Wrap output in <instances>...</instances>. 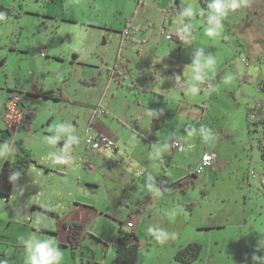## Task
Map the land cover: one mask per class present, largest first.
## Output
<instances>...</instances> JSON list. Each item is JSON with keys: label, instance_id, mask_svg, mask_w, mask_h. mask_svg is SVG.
I'll return each mask as SVG.
<instances>
[{"label": "rangeland", "instance_id": "obj_1", "mask_svg": "<svg viewBox=\"0 0 264 264\" xmlns=\"http://www.w3.org/2000/svg\"><path fill=\"white\" fill-rule=\"evenodd\" d=\"M203 1L206 7L201 0H0V134L11 90L20 89L23 103L37 112L31 129L16 134L37 163L16 178L9 197L0 195V232L26 243L23 264H33L41 245L49 252V264L58 263L61 252L69 264H89L86 246L97 256L91 264H112L115 251L107 243L132 230L142 240L139 264H179L175 254L189 242L204 245L194 264L207 263L206 257H210L207 264H264V167L258 146L260 139L264 142V126L256 122L258 117H247L250 107L264 102V52L247 53L228 31L225 39L214 36L225 28L218 11L228 0ZM127 20L136 33L126 34L132 29L126 28ZM163 25L166 33H161ZM182 29L186 32L181 61L201 67V50L210 47L221 48L229 61L219 69L223 80L217 81V73L210 77L213 88L205 84L202 88L197 79L185 90L188 100L208 108L201 132L197 124L160 132L156 148L161 156L150 154V173L153 184L159 181L164 189L160 197L148 199L150 190L133 183L139 164L129 158V154L141 155V150L128 146L135 140L133 90L146 88L141 95H152L156 81L152 76L172 59V51L177 59L175 49L180 44L166 34L178 35ZM109 65L124 81L121 88L115 75L110 77ZM187 68L188 75L192 69ZM202 74L205 80L210 71ZM85 79L96 82L88 84ZM53 88H62L68 101L35 94ZM117 88L125 111L118 115L111 106ZM183 93L179 91L180 97ZM92 108L102 116L107 132L110 128L117 133V151L87 145L88 135L98 136L95 127L85 128ZM12 139L0 136V171L6 160L14 163L17 158ZM175 140L184 149L172 147ZM206 150L216 155L217 166L194 174ZM161 157L169 159L163 163ZM91 196L103 214L86 222L89 233L73 254L69 245L59 246L56 224L59 221L62 232L66 221L84 219L79 206ZM127 205L142 206L131 210ZM12 249L16 251L15 246Z\"/></svg>", "mask_w": 264, "mask_h": 264}, {"label": "crops", "instance_id": "obj_2", "mask_svg": "<svg viewBox=\"0 0 264 264\" xmlns=\"http://www.w3.org/2000/svg\"><path fill=\"white\" fill-rule=\"evenodd\" d=\"M178 1V0H177ZM238 0H228L226 3L220 4L219 6V11L218 14L220 15L218 21L222 22L225 25V28L222 30H217V32H214L213 35L216 37L223 36L225 39L226 36V31H228L230 34H233L234 38L238 40L239 45H241L245 51L251 55L257 56L260 53L264 52V0H241L238 4H236ZM201 3L204 7H206V2L201 0ZM236 4V5H235ZM239 4H244L241 9H237V5ZM235 5V7H233ZM179 6V5H178ZM233 14H238L234 15ZM131 20H127L125 26L126 28H132L129 25ZM234 21V22H231ZM207 24L210 26H213V23L210 21V19H207L206 21ZM220 24V25H223ZM226 24L229 25V28L226 26ZM223 27V26H222ZM134 29V28H132ZM131 30L132 33H136L137 30ZM221 29V28H220ZM183 34H185V29H182ZM161 33H166V27L163 25ZM180 33V32H179ZM171 34V33H167ZM166 34V36H167ZM124 32H122V38L124 37ZM137 35V34H136ZM174 37L173 38H168V39H173L177 42H179V46L175 49V56L177 59H174L175 57L173 56V51L169 54V56L172 57V59H167L162 67V69H159L155 76H152V78L155 81V84L151 87V91L149 93H152V95H147V96H142L141 94L144 93L146 88H140L139 90L134 89L136 93V98H134L135 102V107L132 108L133 114V127H132V133L135 135L134 141L128 145V146H134L132 147V150H141V155L139 157H134L133 154H129L130 159H135L137 161L138 165V171L136 172L135 176V182H133L136 185V188H139L141 186L142 190L148 189L150 190V193H148L145 198L149 199V196H152L151 198H157L158 196L160 197L162 195V190L164 189V184H162L159 187V181H156L155 184H153L152 180H154L153 176L150 173V166L152 164V158L151 155H158L161 156V153L157 152L156 148V143L161 141L160 137V132L165 131L167 127L171 128H177V129H190L191 125H195L196 127L198 126L199 132H201L203 126H205L206 119L209 117L208 116V108L205 105H199L196 102H193L192 100H188L187 97L184 95L185 90L189 88L191 84H196L197 79L200 82V85L202 88H204V84L207 85L205 88H213L215 84L212 81L210 77L213 75L218 76L217 81L223 80L220 76L219 71L221 63L224 61H229L227 56L222 57L220 53L221 48H208L206 51H204L203 46L200 54V60L201 62L199 64H204L201 67H198V64H188L186 63V59L184 61H181L180 58L183 55V47L181 44L184 42V36L182 40L177 39V35L172 34ZM144 38V37H141ZM140 38V39H141ZM167 38V37H166ZM104 41H106L104 39ZM142 43V42H141ZM120 52V51H119ZM120 55V53H119ZM119 56H117L116 60H118ZM168 58V57H167ZM199 60V61H200ZM243 60H245L243 58ZM168 61V64L166 62ZM213 61V62H212ZM247 61V60H246ZM110 66V65H109ZM187 67H190L192 69V73L189 71V74H186V71L189 69ZM198 67V68H197ZM115 69V67H113ZM109 68L110 72V77L115 75L114 69ZM197 68V69H196ZM204 71H210V75L208 76L207 79L204 80V74H202ZM197 72V73H196ZM117 75L113 76L115 79H118V85L117 87L121 88L124 86V81L120 79V74L116 77ZM193 76L190 80L188 79L189 77ZM93 78V77H92ZM251 78V76L249 77ZM90 79H85V82L88 84H91ZM152 80H150L151 82ZM93 82H96L95 79H93ZM114 83L112 82V86ZM210 86V87H209ZM111 88V87H110ZM117 88L116 91L114 90V97L116 96V99L111 102V106L114 104L116 109L114 110V114H119L120 112L122 114L125 113V111L121 108L119 101L123 102L122 98H118L119 92L121 89ZM54 89V88H53ZM63 90L62 88H60ZM107 89V88H106ZM106 89L103 92V96H101V99L104 97L106 93ZM192 90H195L194 87L191 88ZM15 93H21V90L14 89ZM47 90V89H45ZM57 90V89H54ZM149 90V89H147ZM179 91L184 92L182 97L179 94ZM64 92V90H63ZM65 93V92H64ZM66 94V93H65ZM10 95H13V90H11V93L8 94V97ZM21 95V94H20ZM67 96V95H66ZM180 97V98H179ZM68 98V96H67ZM179 98V99H178ZM8 98L5 101V106ZM28 103L30 102V97L26 96V99ZM68 101V99H67ZM100 101V100H99ZM263 103H259L254 105L252 108H258ZM101 103L97 106L99 107ZM111 106L109 107L111 110ZM27 108H29L26 105ZM25 107V108H26ZM130 107V106H128ZM30 109V108H29ZM260 110V109H259ZM255 111L254 114H257L259 117L261 115V111ZM6 112V108L4 110ZM4 112V114H5ZM260 112V114H259ZM91 115L90 117L87 116L86 122H85V128L87 130H93V127H95V134L96 135H104L103 132H107V130L104 127V123L101 120V115L97 111L96 108H92L91 110ZM4 126L6 125V122L4 121V115L2 116ZM88 119V120H87ZM176 120V121H173ZM151 122L149 125L148 122ZM167 122V124H166ZM94 124V126H93ZM4 130V128L2 129ZM17 131V130H16ZM108 133V132H107ZM187 133V131H186ZM117 133H114L110 128H109V133L108 136L111 139L114 140L115 142V147L111 150L117 151L119 149V139L118 137H114ZM200 134V133H199ZM4 136L5 139L8 138V135L6 133L3 134L1 131V136ZM198 135V134H197ZM13 139L11 142H14L15 136L12 135ZM9 139L10 136H9ZM135 142V143H134ZM139 143H142L141 147L139 146ZM173 145V144H172ZM123 146L127 148V143L124 142ZM259 149L262 150L261 145L259 144ZM173 147V146H172ZM252 148V146H251ZM206 151H211V150H206ZM205 151V152H206ZM212 152V151H211ZM262 153V151H261ZM136 156V155H135ZM216 156V155H215ZM161 157L159 160L164 163L165 160L169 159L168 157L165 160H162ZM216 161L218 162V158L216 157ZM127 164V163H126ZM125 165V164H124ZM126 166V165H125ZM217 166V163L212 166V168H215ZM209 169V168H208ZM264 172V171H263ZM146 174V175H144ZM134 174L130 173L129 177L132 178ZM137 179V180H136ZM166 180V175L163 179V183ZM249 183H251L249 181ZM127 184H131L130 181L127 182ZM196 185V181H195ZM206 190V188L203 189V191ZM205 191V192H206ZM79 200H81L79 198ZM85 203H81L79 207L83 208L78 209L82 210V213L86 215L84 219L81 220H75V217L72 219L71 222H78L84 226V235L83 237H86V234L89 233L87 230V221H90L92 218L96 219L98 218L101 214H103V209H100L98 205V201L94 196H91L89 200L82 199ZM122 203H125L123 199L120 200ZM142 201H145V199H142ZM152 201V200H151ZM133 202V201H132ZM150 202V201H149ZM79 204V203H77ZM90 205V206H89ZM129 205V204H128ZM127 207L131 210H134L136 208L140 209L142 205H134L133 207ZM76 212V209L74 213ZM59 222V221H58ZM57 222V231L56 237L59 240V246H66L68 247V234L69 231L65 224L67 221L64 223L65 229L60 232L59 228V223ZM133 227V226H130ZM48 228V227H45ZM53 230V229H51ZM60 232V233H59ZM62 233V235H60ZM99 235V233H97ZM6 237V239H5ZM83 240V238H82ZM62 242H67V245L62 244ZM12 246H15L16 251L12 249ZM82 247V245H80ZM79 246V247H80ZM25 247L26 243L22 239H12L7 237L6 235L1 234L0 232V264H23L27 261V257L23 254H25ZM78 247V248H79ZM80 247V248H81ZM110 248V247H109ZM108 248V249H109ZM78 250V249H77ZM76 250V251H77ZM87 250V246H86ZM67 251V250H65ZM73 253V251H72ZM18 254L23 255L22 260H18ZM65 254V253H64ZM64 254L61 252V259L58 263L56 264H69L66 259L67 257H64ZM74 254V253H73ZM94 254L95 259L97 260L96 253L94 251H89L88 255ZM140 259V258H139ZM207 263L210 261V257H206L205 260ZM96 262V261H95ZM204 263V264H207ZM91 264V263H89ZM99 264V263H98ZM102 264V263H101ZM194 264V262L192 263Z\"/></svg>", "mask_w": 264, "mask_h": 264}, {"label": "trees", "instance_id": "obj_3", "mask_svg": "<svg viewBox=\"0 0 264 264\" xmlns=\"http://www.w3.org/2000/svg\"><path fill=\"white\" fill-rule=\"evenodd\" d=\"M88 81L92 82L93 79ZM35 94L46 98H54L57 100L68 99L66 94L60 88H58L57 90L54 89L41 90L35 92ZM12 96L13 95H10L8 97V100L11 99ZM8 100L6 104L8 103ZM5 107H7V105ZM25 107L26 106H24V103L21 99V95L19 94L18 108L23 110V108ZM263 109H264V104L258 108L250 107L247 110L248 119L251 118L252 113L254 114L256 110L261 111ZM36 117H37V112L33 109H29L26 107V110L24 111V116L22 121L23 125L21 129H31ZM256 122L257 123L260 122L264 126V112L261 113V115L258 117ZM2 132L3 134L6 133L8 135V138L9 136L10 138L12 137V133H10L9 128H6V125L4 127V130H2ZM262 132L264 133V130ZM1 138L5 139L3 135L1 136ZM14 142H15L14 144H15V151L17 158H15L14 163H11L9 160H6L0 171V195H3L5 197H9L11 195L16 178L23 177L27 173L31 165L33 163H37L33 155L25 149V145L23 143L22 138H17V136H15ZM58 143L60 144V146L63 145V142L61 140H59ZM259 144L262 147L261 159H262V165L264 167V142L262 141V139H260ZM216 163L217 161H215V164ZM262 175H263L262 181L264 182V172ZM192 182L195 185V181L192 180ZM184 189L186 190L187 188ZM205 191L206 190H204V192ZM65 226L69 231L68 245L72 248V251L75 254L78 247L82 244V238L84 235V226L78 222H69L66 223ZM141 243L142 240L135 230L126 231L125 233L114 237L111 241L107 243V245L109 247H113L115 251V256L112 264H139V250ZM203 246L204 245L200 242H189L188 244L181 247L176 252L175 254L176 261L179 264L193 263L196 259L202 256ZM87 251H93V250L89 246H87ZM88 261L89 263L96 261L94 254L88 255Z\"/></svg>", "mask_w": 264, "mask_h": 264}, {"label": "built area", "instance_id": "obj_4", "mask_svg": "<svg viewBox=\"0 0 264 264\" xmlns=\"http://www.w3.org/2000/svg\"><path fill=\"white\" fill-rule=\"evenodd\" d=\"M126 34L130 35L131 30H126ZM182 34L183 31L181 30L180 33L177 35V39L182 40L183 38ZM166 37L173 38L174 36L172 34H167ZM18 101H19V97L16 94H13L12 98L8 100L6 113L4 114L6 125L12 131H16L17 128L21 126L22 116L24 114V109L21 110L20 108H18ZM262 112H264V109L262 110ZM256 115L257 114L254 115L252 113L251 117L254 118ZM85 140L88 146L97 150L113 149L116 145L113 139L104 135H99V136L88 135ZM173 147L177 148L178 150L184 149L183 143L177 140L173 142ZM215 161H216L215 154L211 151H206L203 154L201 163L193 173L196 174L203 172L205 168L212 167L215 164ZM128 225L133 226L131 222H128Z\"/></svg>", "mask_w": 264, "mask_h": 264}, {"label": "clouds", "instance_id": "obj_5", "mask_svg": "<svg viewBox=\"0 0 264 264\" xmlns=\"http://www.w3.org/2000/svg\"><path fill=\"white\" fill-rule=\"evenodd\" d=\"M233 7H235V5H233ZM17 96L19 97V93H17ZM23 109H24V111L26 110V108H23ZM22 121H23V116H22ZM22 125L20 126L21 128H22ZM20 127L17 128V131H12L10 129H9V131H10V133H12V135L16 136V134H17V132H18ZM37 253H38V257L37 256H33V264H49V252L45 249V247L43 245H41L37 249Z\"/></svg>", "mask_w": 264, "mask_h": 264}, {"label": "flooded vegetation", "instance_id": "obj_6", "mask_svg": "<svg viewBox=\"0 0 264 264\" xmlns=\"http://www.w3.org/2000/svg\"><path fill=\"white\" fill-rule=\"evenodd\" d=\"M13 94H16L17 95V93H15L14 91H13ZM24 106H26L25 104H24ZM23 116H24V114H23ZM22 125V124H21ZM6 128H8V126L6 125ZM21 129V127L19 128V130ZM18 130V131H19ZM18 133V132H17Z\"/></svg>", "mask_w": 264, "mask_h": 264}]
</instances>
